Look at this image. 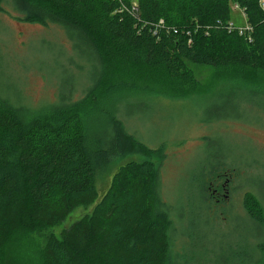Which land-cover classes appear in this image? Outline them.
Wrapping results in <instances>:
<instances>
[{"label": "trees", "instance_id": "16d2710c", "mask_svg": "<svg viewBox=\"0 0 264 264\" xmlns=\"http://www.w3.org/2000/svg\"><path fill=\"white\" fill-rule=\"evenodd\" d=\"M6 1L0 0L1 11ZM12 1L23 16L20 21L59 26L78 52L83 44L93 68L86 96L110 69L129 62L154 74V85L169 91L176 90L174 84L184 89L195 82L185 60L221 71L264 73L261 0ZM233 4L245 11L253 27L252 42L227 29ZM54 110L63 114L61 122L33 114L27 104L13 105L0 89V262L18 228L43 232L64 222L75 208L95 203L91 215L73 223L60 238L49 239L43 264H201L200 251L207 249L211 231L195 226L193 232L183 230L191 254L186 246L181 255L174 254V222L181 224L183 219L171 216L161 197L164 147L150 149L138 141L117 111L103 112L110 114L106 136L92 139L93 128L83 113L64 106ZM128 147L149 158L121 165L99 200L98 169ZM253 160L237 162L230 156L212 160L211 167L193 180L199 185L200 200L208 206L207 185L221 174L241 177L258 190L255 184L251 187V176L243 177V171L247 175L259 165L258 158ZM256 178L252 175V180ZM242 203L246 216L231 218L234 232L240 225L245 237L233 240L219 232L221 241H228L238 264H264V204L251 190H246Z\"/></svg>", "mask_w": 264, "mask_h": 264}, {"label": "rangeland", "instance_id": "374dc122", "mask_svg": "<svg viewBox=\"0 0 264 264\" xmlns=\"http://www.w3.org/2000/svg\"><path fill=\"white\" fill-rule=\"evenodd\" d=\"M1 6L0 89L8 100L13 105L27 104L33 114L51 118L55 123L61 122L63 114L55 112L54 107L74 108L92 126V139L106 136L110 114L103 112L117 111L127 131L138 141L150 149L164 147L161 197L170 206L171 216L183 219L181 224L178 219L174 222V254L181 255L189 241L183 230L193 232L195 226L201 232L211 231L207 249L200 251L201 264H238L239 259L233 256L228 241H221L220 233H227L233 240L245 237L240 225L236 224L234 232L235 221L231 217L246 216L242 203L246 190L257 194L264 204V73L221 71L185 60L195 82L184 89L179 83L174 84L176 90L169 91L154 85V74L129 62L110 69L94 92L86 96L93 84V68L83 44V51L78 52L59 26L20 21L23 16L14 9L12 0ZM231 11L230 21L236 26L252 27L245 13L233 9V5ZM127 149L98 169L95 185L99 200L121 165L149 158L136 148ZM221 156L243 163H251L253 156L258 158L259 169L250 168L247 175L243 171V177L251 176L249 183L258 190L237 176L229 185L230 197L222 203L212 200L211 190L206 192L205 200L210 201L207 206L198 197L199 185L193 180ZM252 175L257 178L252 180ZM215 179L211 182L218 178ZM95 205L75 208L60 225L43 232L18 228L7 243L0 264H43L49 239L60 238L73 223L91 215ZM200 240L196 242L201 244ZM186 248L191 254L190 246ZM234 251L237 252L235 248Z\"/></svg>", "mask_w": 264, "mask_h": 264}, {"label": "flooded vegetation", "instance_id": "af4514ba", "mask_svg": "<svg viewBox=\"0 0 264 264\" xmlns=\"http://www.w3.org/2000/svg\"><path fill=\"white\" fill-rule=\"evenodd\" d=\"M223 178H226L222 180ZM234 175L230 174H221L219 175L217 181L210 182V185L207 187L208 191H212V200L217 204L222 203L225 199H228L230 196V187L229 185L233 184Z\"/></svg>", "mask_w": 264, "mask_h": 264}, {"label": "built area", "instance_id": "2783aa9c", "mask_svg": "<svg viewBox=\"0 0 264 264\" xmlns=\"http://www.w3.org/2000/svg\"><path fill=\"white\" fill-rule=\"evenodd\" d=\"M260 4H261V8L264 10V0H261L260 1ZM233 9L235 10H239L241 11L242 13H245V11L240 8L237 4H233ZM246 14V13H245ZM247 17V16H246ZM227 29L230 31V32H233V31H238L239 32V35L243 36L246 38V40H248L249 42H252L253 38H252V33H253V28L250 27L249 25H246L244 27H238L234 24V22H231L228 24L227 26ZM177 33V32H176Z\"/></svg>", "mask_w": 264, "mask_h": 264}]
</instances>
